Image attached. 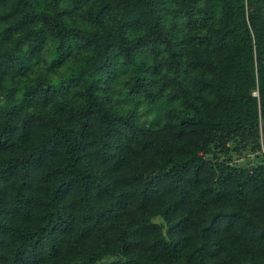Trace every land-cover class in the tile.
<instances>
[{"label":"trees","instance_id":"16d2710c","mask_svg":"<svg viewBox=\"0 0 264 264\" xmlns=\"http://www.w3.org/2000/svg\"><path fill=\"white\" fill-rule=\"evenodd\" d=\"M0 264H264V0H0Z\"/></svg>","mask_w":264,"mask_h":264},{"label":"rangeland","instance_id":"374dc122","mask_svg":"<svg viewBox=\"0 0 264 264\" xmlns=\"http://www.w3.org/2000/svg\"><path fill=\"white\" fill-rule=\"evenodd\" d=\"M233 155H234V158H236V160L239 163H242L245 165H248L250 163H256L262 159L261 154L259 156H256V154L250 153V152H245L242 154L233 153Z\"/></svg>","mask_w":264,"mask_h":264}]
</instances>
